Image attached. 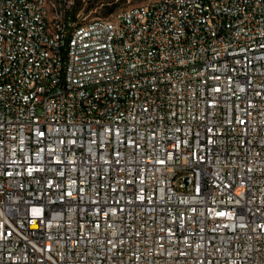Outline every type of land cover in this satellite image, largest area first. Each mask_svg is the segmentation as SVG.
Segmentation results:
<instances>
[{"label": "built area", "instance_id": "built-area-1", "mask_svg": "<svg viewBox=\"0 0 264 264\" xmlns=\"http://www.w3.org/2000/svg\"><path fill=\"white\" fill-rule=\"evenodd\" d=\"M74 8L0 0V264H264V0Z\"/></svg>", "mask_w": 264, "mask_h": 264}, {"label": "rangeland", "instance_id": "rangeland-1", "mask_svg": "<svg viewBox=\"0 0 264 264\" xmlns=\"http://www.w3.org/2000/svg\"><path fill=\"white\" fill-rule=\"evenodd\" d=\"M143 1L145 0H75V7L79 8L78 12H80L86 20H90L96 17H110L112 13L107 15L105 13L110 6H114L116 11L122 7L139 4Z\"/></svg>", "mask_w": 264, "mask_h": 264}, {"label": "trees", "instance_id": "trees-1", "mask_svg": "<svg viewBox=\"0 0 264 264\" xmlns=\"http://www.w3.org/2000/svg\"><path fill=\"white\" fill-rule=\"evenodd\" d=\"M78 9L79 8H77V7H75L74 8V10H73V12H72V16L74 17L75 16V14L78 12ZM115 7L114 6H110V7H108V10L105 12L106 13V15L107 14H110V13H113L114 11H115Z\"/></svg>", "mask_w": 264, "mask_h": 264}, {"label": "snow or ice", "instance_id": "snow-or-ice-1", "mask_svg": "<svg viewBox=\"0 0 264 264\" xmlns=\"http://www.w3.org/2000/svg\"><path fill=\"white\" fill-rule=\"evenodd\" d=\"M221 215H223V214L221 213Z\"/></svg>", "mask_w": 264, "mask_h": 264}]
</instances>
